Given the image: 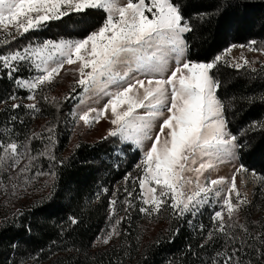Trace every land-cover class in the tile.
Returning a JSON list of instances; mask_svg holds the SVG:
<instances>
[{"label":"snow or ice","instance_id":"snow-or-ice-1","mask_svg":"<svg viewBox=\"0 0 264 264\" xmlns=\"http://www.w3.org/2000/svg\"><path fill=\"white\" fill-rule=\"evenodd\" d=\"M89 10H102L106 16L101 26L82 39L45 40L0 54V71L7 70L9 79L19 71L21 64L29 65L36 73L31 79H15L17 88L28 91L26 99L31 103L13 102L11 108L23 106L38 113L37 91L51 85L65 64L78 65L76 84L83 93L103 96L107 101L99 109L89 108L83 113L74 111L73 117H78L76 122L91 127L106 119L113 127L104 139L118 137L137 146L151 142L136 166L141 171L136 178L139 196L134 197L127 187L124 189L125 213L133 208V199H139L141 214L159 215L168 207L176 219H181L189 213L195 215L200 206L209 203L213 193L220 197L218 186L226 185L227 193L222 197L220 210L212 216L214 229L208 236V240H212L215 233H219L224 238V247L206 264H254L249 250L255 253V261L264 264V232L253 234L246 225L233 221L242 206L249 203L247 193H242L237 186V174L250 172L254 179L261 177L241 163L230 181L220 177L201 183L203 173L214 166L212 158L234 157L237 150L244 147L239 137L228 130L225 104L219 97L221 82L215 78L213 70L221 61L237 70L250 66L243 54L239 61L229 63L225 59L235 47L261 53L264 49L254 47L257 42L253 40L247 46L230 45L210 62L187 59L190 49L186 34L195 29L175 0H127L124 4L119 0H0L3 42L10 43L8 37L16 39L72 14L80 15L83 21ZM206 15L200 14L199 18L203 20ZM171 58L175 59V68L165 76ZM251 71L256 69L251 68ZM111 86H115V90L110 91ZM8 99L16 101L17 96L12 94ZM44 99L48 101V97ZM157 121H162L158 124L159 131L152 135ZM250 127L253 131L264 130V122H253ZM46 131L50 143L40 155L55 161L51 148L56 143V128L51 126ZM34 138L43 137L33 133L28 139ZM204 157L209 158L207 162L203 161ZM35 159L27 144L0 142V170L11 168L17 174L15 178L9 176L10 181L23 178L24 183H28L31 177L26 174ZM198 159L199 166L194 167ZM24 160L26 163L21 166ZM59 163L62 165L63 161ZM189 172L195 173L194 179L187 175ZM34 175H49L55 180L57 173L37 171ZM124 179L127 182L130 174ZM246 183L247 179L242 176L240 185ZM12 187L15 189L17 185L13 183ZM118 203L116 198L109 200V216L114 223L110 231L98 237L104 245L121 235L119 226L127 218L115 219ZM69 219L73 225L78 223L74 217ZM237 226L243 235L229 231Z\"/></svg>","mask_w":264,"mask_h":264},{"label":"trees","instance_id":"trees-1","mask_svg":"<svg viewBox=\"0 0 264 264\" xmlns=\"http://www.w3.org/2000/svg\"><path fill=\"white\" fill-rule=\"evenodd\" d=\"M175 2L195 29L186 34L189 60L210 62L232 44L264 42V0ZM205 13L208 15L201 20L200 14ZM105 16L102 10H89L83 21L77 14L50 21L16 39L8 37L10 43L1 41L0 54L44 40L84 38L102 25ZM253 68L255 72L249 66L237 70L221 61L213 71L221 82L219 97L225 104L228 130L244 145L237 150L239 161L264 181V130L253 131L250 127L253 122H264V63ZM22 75L14 73L9 79L7 71H0V141L3 135H17L32 124L29 119L20 123L22 107L13 110L12 100L8 99L12 94L25 95L13 82L15 76ZM37 98L40 116L56 128V160L49 171L57 175L55 180L51 177L44 196L20 210L10 208L0 218V264H206L222 250L224 238L219 233L208 240L214 224L207 210L191 224V215L176 219L168 207L159 215L141 214L139 201L125 213L121 198L126 196L125 187L133 191L134 197L139 196V150L116 137L104 139L107 135L79 141L66 150L70 134L67 116L73 103L60 98L46 102L42 93ZM115 149L122 155H112ZM259 189L233 218L235 224L246 225L253 234L264 232V191ZM113 198L121 200L115 217H127L119 226L121 235L109 245L94 246L97 236L113 222L109 216V200ZM70 217L78 223L73 225ZM146 222L160 225L150 228ZM229 231L243 235L238 226ZM248 255L254 264H261L255 261L254 252L249 250Z\"/></svg>","mask_w":264,"mask_h":264},{"label":"rangeland","instance_id":"rangeland-1","mask_svg":"<svg viewBox=\"0 0 264 264\" xmlns=\"http://www.w3.org/2000/svg\"><path fill=\"white\" fill-rule=\"evenodd\" d=\"M119 2L121 4H124L127 2V0H119ZM4 39H5L4 33L0 31V42L3 41ZM58 40L60 39L53 41H58ZM42 42L43 41L35 42L33 44H28V45H37ZM248 44L249 42L246 44H232V45L247 46ZM24 47L20 49H23ZM254 47H256L257 49H264V42H257ZM241 54H243V57L250 62L249 67L251 68L264 63V53H261L260 51L250 52L247 50V47L233 48L232 52L228 56H226L225 59L229 63L234 61H239ZM77 68L78 65L65 64L64 68L61 70L60 75L55 78L54 82L51 85H45L42 89L38 90L36 93L37 104H38L37 97L39 93H42L44 97L45 96L48 97V101H53V98H55L56 100L58 98L65 99V97H68L67 100L73 103L68 111V116H67L69 121L68 129L70 134H69V141L66 150H68L72 145L76 144L79 141L94 140L98 137L105 136L107 135L108 131L113 127L109 122V120L106 119H101L99 123H93L91 127L84 126L83 122H79V123L76 122L78 117L76 118L73 117L72 114L74 111L83 113L84 111H87L89 108L99 109L102 108L104 103H106L107 101L106 97L97 96L93 93H83V89L76 84V81L79 79V74L76 71ZM15 73H22L23 74L22 76H17L22 79H31L36 74L33 70H30L29 65L27 64H21L19 66V71ZM17 77L15 76L13 79L14 84H15V79ZM73 89H75V91H73ZM21 90L25 91V95L24 96L16 95L17 100L12 101V103L13 102L22 103V104L31 103V101H28L26 99L27 95L29 94L28 91L26 89H21ZM109 90L110 91L115 90V86H111ZM82 99L83 102H81ZM11 117L13 116L12 115L8 116V118ZM18 119L20 123H22L23 121H28L29 119L30 121H32V124L31 126L29 125V128L27 130L23 128V131H21L17 135L16 134L3 135L2 136L3 139L0 142H2L3 144H7L12 141H15L20 145L27 144L29 149L31 150V155L35 156L36 159L33 161L31 170L26 174L28 177H31L28 183H24L23 178L13 179L10 181L8 179L9 176L15 178L17 175L16 171L11 168H9L8 170H0V218L5 217L6 213L10 210V208H12L13 211L20 210L19 209L20 207L22 208L23 206H26L29 203H31L33 200L39 199L42 196H44L49 190L50 181H51V176L49 175H42L39 177H35L34 175L35 172L37 171H42L44 173L50 172L49 169L51 167L52 160L48 159L45 156L40 155V153L44 150L45 145H48L50 143L47 139L48 133L46 131L47 128L51 127V125L48 123V119L41 117L40 111L38 113H34L24 108L23 106H22V110L19 112ZM33 133H37L43 138H34L29 141L28 138L31 137ZM151 134L153 135V131ZM55 136H56V132H55ZM116 138L121 143H128L132 147L138 149L141 154V158L143 156V152L147 150L148 147L151 146L150 141H145L143 146H137L132 142H125V141H121L120 138L118 137ZM55 146L54 148H51L52 154H54ZM21 151H23V147L21 148ZM118 154L122 155L119 149H115L112 152V155H118ZM234 157H235V162L233 164L229 162L227 166L223 161L213 158L211 162L213 163L214 166L203 173V175L201 176V183H204L207 180L217 179L220 177H224L226 180L230 181L233 174H235V170L240 166V163L237 158V154ZM208 159L209 158L204 157L203 161L207 162ZM24 163H26V160L22 161L21 166ZM187 175L193 177V179L195 178V173L193 172H189ZM242 176L247 179V183L244 186L240 185V178ZM13 183L17 185L15 189H13L12 187ZM237 186L238 188H240L242 193H247V198L249 202L252 201L253 194L255 193L258 187H260L259 189L260 191H264L263 179L261 178L257 180L252 178L250 172L237 174ZM218 187L219 190L221 191V196L217 197L215 196V193H213L212 196L210 197L209 203L200 206L199 209L196 211L195 215L189 213V215H191V219L189 220L191 221V223L198 220L199 217L206 212V210L212 220V216L214 215L215 211L220 210L222 197L227 193V186L224 185ZM121 198L123 201V197ZM233 199H235L234 196ZM135 201H139V199H133L132 202L134 203ZM140 206L141 204L138 205V210ZM115 219L117 218L115 217ZM256 219L257 218H255L254 221H256ZM113 223H114V219L113 222L109 223V225L97 236L93 244L94 246L104 245L102 242L98 240V237L102 238L108 231H110ZM152 223L153 222H146L145 224H147V226H149L150 228H156L160 225L158 223L155 224Z\"/></svg>","mask_w":264,"mask_h":264},{"label":"crops","instance_id":"crops-1","mask_svg":"<svg viewBox=\"0 0 264 264\" xmlns=\"http://www.w3.org/2000/svg\"><path fill=\"white\" fill-rule=\"evenodd\" d=\"M186 58H187V53H186ZM174 68H175V59H174V58H171V59H169L168 70L165 72L164 75H165V76L170 75L171 70H173ZM141 78H143V77H141ZM141 114H143L142 111H141ZM165 115H166V113H165ZM160 122H162V121H157V122H156V125L153 127V129H152V131H153V135H154L156 132L159 131L158 124H159ZM236 154H237V158H238V153L236 152ZM212 159H213V158H212ZM219 160H220V161H223V162L225 163V165L227 166L229 162H231L232 164L235 162V157H227V156H224V157H221ZM238 161H239V158H238ZM239 163H240V161H239ZM240 164H241V163H240ZM198 166H199V159H198V163H197L196 165H194V167H198ZM232 167H233V166H232ZM187 174H188V173H187Z\"/></svg>","mask_w":264,"mask_h":264}]
</instances>
